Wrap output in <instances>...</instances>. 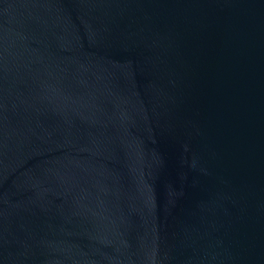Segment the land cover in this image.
Listing matches in <instances>:
<instances>
[{
	"label": "water",
	"instance_id": "water-1",
	"mask_svg": "<svg viewBox=\"0 0 264 264\" xmlns=\"http://www.w3.org/2000/svg\"><path fill=\"white\" fill-rule=\"evenodd\" d=\"M0 264H264V0H0Z\"/></svg>",
	"mask_w": 264,
	"mask_h": 264
}]
</instances>
